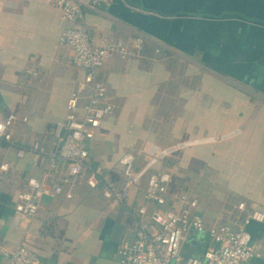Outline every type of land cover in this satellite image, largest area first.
I'll return each mask as SVG.
<instances>
[{
  "label": "crops",
  "instance_id": "crops-1",
  "mask_svg": "<svg viewBox=\"0 0 264 264\" xmlns=\"http://www.w3.org/2000/svg\"><path fill=\"white\" fill-rule=\"evenodd\" d=\"M83 12L97 42L145 40L138 57H112L98 70L114 110L87 144L88 164L107 179L116 174L123 187L125 155L141 179L124 207L85 179L64 185L36 218L16 225L18 194L41 170L31 154L18 159V147L0 141V164L11 165L0 189V264L25 239L41 264H120V248L136 238L129 210L146 204L149 174L161 172L173 176V191L176 183V192L197 199L207 222L246 230L264 254V222L245 225L264 214V0H114ZM73 26L46 0H0V120L17 116V146L38 140L48 153L60 150L55 124L85 77L60 43ZM63 177L60 163L53 179ZM195 178L209 185L206 193L189 190ZM204 242L192 236L185 255L201 256Z\"/></svg>",
  "mask_w": 264,
  "mask_h": 264
},
{
  "label": "built area",
  "instance_id": "built-area-1",
  "mask_svg": "<svg viewBox=\"0 0 264 264\" xmlns=\"http://www.w3.org/2000/svg\"><path fill=\"white\" fill-rule=\"evenodd\" d=\"M46 1L61 10L63 21L74 25L63 32L60 43L71 51L75 68L83 70L85 77L69 98L65 118L55 124L54 135L61 143L57 153H48L38 140L28 146H17L13 139L17 116L10 115L0 120V141L18 147V159L31 154L32 165L41 170L40 177L30 180L28 188L18 194L16 225L22 218H36L42 200L62 194L64 185H74L85 179L90 189H102L105 200L124 207L133 183L141 179L135 172L132 155H125L120 160L125 179L122 188L118 175L107 179L101 167L88 164L90 152L87 144L96 137L104 120L114 110L107 87L98 80V70L112 57H138L145 40L138 37L130 45L108 40L97 42L90 34L83 9L98 11L101 7L110 6L114 0ZM23 120L27 121L26 118ZM145 154L149 152L145 151ZM152 159L159 162L164 158L153 156ZM60 163L64 166V177L58 182L53 177ZM10 172L9 163L0 164V189ZM173 180L168 172L149 174L144 194L146 204L128 213V222L135 226L136 238L120 248V264H249L264 259L249 232L243 229L234 231L228 225L207 222L197 213V199L188 193L172 190ZM240 209L244 210L245 206L241 205ZM252 221L264 222V214H251L245 225H250ZM192 236L209 239V245L204 242L207 247L201 258L185 255L184 250ZM29 242L25 239L16 250L5 251L8 264H41L40 258L29 249Z\"/></svg>",
  "mask_w": 264,
  "mask_h": 264
},
{
  "label": "rangeland",
  "instance_id": "rangeland-1",
  "mask_svg": "<svg viewBox=\"0 0 264 264\" xmlns=\"http://www.w3.org/2000/svg\"><path fill=\"white\" fill-rule=\"evenodd\" d=\"M187 185L189 186V190L192 191V192H194V194H196L198 192L201 193V194L206 193V192H203V191L209 186L207 183H204L201 180L199 181L196 178L195 179H192L189 182H187ZM210 186L212 187V185H210ZM180 189L181 188L175 183V190L176 191H180ZM206 190H208V189H206ZM191 252L192 251L190 249L188 253H191ZM197 257H200L201 258V256H197Z\"/></svg>",
  "mask_w": 264,
  "mask_h": 264
},
{
  "label": "trees",
  "instance_id": "trees-1",
  "mask_svg": "<svg viewBox=\"0 0 264 264\" xmlns=\"http://www.w3.org/2000/svg\"><path fill=\"white\" fill-rule=\"evenodd\" d=\"M168 163H169L168 160H165L164 163H162V164H166L167 165ZM186 255H189V253H187Z\"/></svg>",
  "mask_w": 264,
  "mask_h": 264
}]
</instances>
